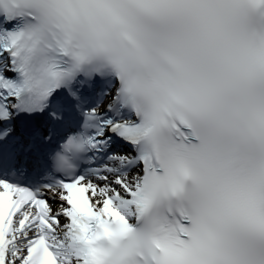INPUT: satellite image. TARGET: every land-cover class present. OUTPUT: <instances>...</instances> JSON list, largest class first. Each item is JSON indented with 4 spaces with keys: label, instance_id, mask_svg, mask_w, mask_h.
Instances as JSON below:
<instances>
[{
    "label": "snow or ice",
    "instance_id": "1",
    "mask_svg": "<svg viewBox=\"0 0 264 264\" xmlns=\"http://www.w3.org/2000/svg\"><path fill=\"white\" fill-rule=\"evenodd\" d=\"M0 264H264V0H0Z\"/></svg>",
    "mask_w": 264,
    "mask_h": 264
}]
</instances>
